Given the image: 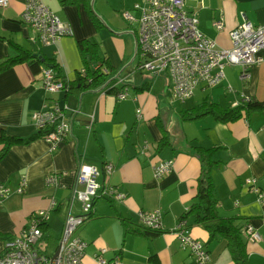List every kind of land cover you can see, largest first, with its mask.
Instances as JSON below:
<instances>
[{"label":"crops","instance_id":"0c3cea01","mask_svg":"<svg viewBox=\"0 0 264 264\" xmlns=\"http://www.w3.org/2000/svg\"><path fill=\"white\" fill-rule=\"evenodd\" d=\"M42 1L71 27L72 35L61 39L56 48L39 49L32 41V29L21 20L24 0H9L7 7H0V63L16 56V44L54 59L72 85L63 92L46 94L42 73L35 74L27 61L0 73V137L31 140L12 146L0 160V185L9 190L0 196V244L18 236L30 217L48 210L54 200L57 205L42 228L46 249L54 253L67 215L80 213V203L73 199L74 190L83 189L77 183L78 164L101 169L112 164L113 173L106 176L102 172L99 182L116 188L124 198L96 200L93 216L79 231L88 243L83 264H98L96 254L102 248L108 249V260L120 254L123 264H197L175 233L197 193L202 170L197 148H217L212 157L217 164L211 175L219 214L237 218L238 226L250 224L258 230L262 240L248 241V260L249 264H264V204L247 184V180L256 179L264 193L263 113L227 123L213 116L195 121L181 117L182 110L205 99L224 108L233 107L244 97L263 102L264 60L245 81L240 79L239 66H227L220 86H199L186 101H172L167 77H153L139 69L140 61L135 58L137 28L122 17L123 10L132 9L141 0ZM188 8L197 12L200 30L225 49L232 46L229 32L242 22L264 24V0H197ZM218 20L224 22L223 31L213 26ZM86 40L97 44L99 56L108 64L104 67L110 70L109 85L85 90L73 84L85 67L79 42ZM261 56L264 59V51ZM116 87L127 89L128 98L119 101L110 90ZM53 101L80 111L74 120L75 140L69 138L54 152L45 140L36 137L38 130L32 120L35 111ZM159 123L167 130L168 145H161L164 136ZM145 144L147 149L143 150ZM3 147L0 144V152ZM168 160L173 161L172 171L156 178L153 167ZM63 173L58 187L46 183L49 175ZM24 179L27 187L19 193ZM157 210L162 214L163 231L147 233L139 213ZM187 222L190 235L203 242L209 252L207 264H234L226 239L219 237L208 244L209 233L195 225L193 218Z\"/></svg>","mask_w":264,"mask_h":264},{"label":"built area","instance_id":"2783aa9c","mask_svg":"<svg viewBox=\"0 0 264 264\" xmlns=\"http://www.w3.org/2000/svg\"><path fill=\"white\" fill-rule=\"evenodd\" d=\"M197 0H141L132 9L123 10L122 17L128 23L135 25L136 50L135 58L139 62V69L153 77L165 76L170 80L169 94L172 101L184 102L194 95L199 86L216 88L226 78L227 66L241 68L240 79L245 81L250 77L251 70L263 62L261 52L264 51V24L255 25L244 21L229 32L231 48L218 46L217 42L208 38L199 28L197 12L190 11L188 4ZM9 0H0V7H7ZM21 20L28 25L34 35L32 41L40 48L57 47L65 36L72 35V29L64 23L42 0H24ZM217 31L225 29L222 20L214 21ZM58 50L55 54H58ZM104 74L110 76V70L96 64ZM86 74L85 69L80 71ZM42 83L46 94L53 95L67 90V85L56 78L52 68L42 69ZM107 82L101 86L104 87ZM99 87V88H101ZM118 100L128 98V91L124 89L117 94ZM47 100V98H46ZM244 97L233 104L237 107L250 101ZM79 109H71L68 105L57 101L44 104L43 108L32 114V120L38 131H45L42 139L56 151L69 138L74 139L73 128ZM137 118L142 117L141 109H137ZM147 149V144L143 150ZM173 161L157 163L154 176L161 178L172 171ZM114 171L112 164H106L104 172L107 176ZM102 170L94 165L79 163L77 167V183L82 190H74L73 199L80 203V213H69L65 219L61 237L54 253L40 249L43 239L41 224L47 222L49 213L57 203L52 200L48 210L35 212L22 232L0 244V264H83L88 243L80 235V229L90 220L94 213L97 199L108 198L122 200L114 187L104 186L99 182ZM63 174H51L46 183L51 187H58ZM258 201L264 204V193L256 185V179L247 180ZM27 181H22L18 192H24ZM9 190L0 185V196L4 197ZM72 199V202H73ZM162 214L160 211L140 212L141 227L149 231H163ZM243 233L248 241L260 242L262 236L250 224L243 227ZM181 241V247L189 250L197 264L209 262V252L203 242L190 235L187 221H178L175 233ZM57 252V255H55ZM107 248H102L96 254L98 264H123L120 254L112 259L106 258Z\"/></svg>","mask_w":264,"mask_h":264},{"label":"trees","instance_id":"16d2710c","mask_svg":"<svg viewBox=\"0 0 264 264\" xmlns=\"http://www.w3.org/2000/svg\"><path fill=\"white\" fill-rule=\"evenodd\" d=\"M15 50L17 52L16 56L13 58L6 59L0 63V73L8 69L15 63L27 61L32 71L35 74L42 72L44 67H50L56 72V78L61 79L66 83L67 88L69 89L70 83L65 79L61 66L54 60L42 56L40 53L33 54L32 52L20 48L14 44ZM79 48L83 55L84 59V69L86 74L79 72L78 78L73 84L80 85L82 89H96L103 86L107 80L108 75L104 74L99 68L94 69L93 66L98 63L100 66L108 65L98 54L97 44L93 43L90 40L79 42ZM107 69H109L106 66ZM224 82V81H223ZM222 82V83H223ZM220 86V85H219ZM124 87L112 88L111 92L119 94L122 92ZM195 93V92H194ZM254 112H261L264 115V101H253L250 100L244 104H241L237 107H222V105L214 102H209L205 99L202 103L194 106L191 109H184L181 111V117L184 121H195L200 120L207 116H213L220 122H235L241 118H249V115ZM160 124V129L163 134V139L161 145H168V133L167 130ZM45 131H38L36 137L42 138ZM33 140V139H32ZM31 140H25L18 137L6 136L3 135L0 137V144H3L4 147L0 152V160L9 152L10 148L14 145L26 144ZM217 148H197V152L202 161V170L198 178L197 184V193L193 199L191 206L188 211H186L180 218L188 220L193 218V223L195 225L201 226L209 233L208 244L215 241L217 238H224L227 240L228 249L232 255L234 264H249L248 260V251L247 244L248 239L244 236L243 227L238 226L237 218L235 217H223L219 214V201L215 194V187L212 180L211 171L217 164L212 160L214 153L217 151ZM105 167V165H104ZM104 167L101 169L104 172ZM106 175V174H105ZM107 176V175H106ZM47 222L41 224L43 228ZM187 227L189 224L187 222ZM147 233L157 234L161 232L149 231ZM12 239V237H8ZM47 237H44L40 242L41 250H48L44 242H46Z\"/></svg>","mask_w":264,"mask_h":264},{"label":"rangeland","instance_id":"374dc122","mask_svg":"<svg viewBox=\"0 0 264 264\" xmlns=\"http://www.w3.org/2000/svg\"><path fill=\"white\" fill-rule=\"evenodd\" d=\"M229 91H230V92H233V90H232L231 88H229Z\"/></svg>","mask_w":264,"mask_h":264},{"label":"water","instance_id":"95a60500","mask_svg":"<svg viewBox=\"0 0 264 264\" xmlns=\"http://www.w3.org/2000/svg\"><path fill=\"white\" fill-rule=\"evenodd\" d=\"M134 35V34H133ZM37 55H39V54H37ZM55 255H57V252H56V254Z\"/></svg>","mask_w":264,"mask_h":264}]
</instances>
